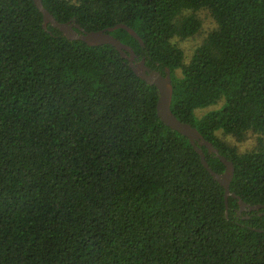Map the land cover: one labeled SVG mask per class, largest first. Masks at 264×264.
<instances>
[{
  "label": "trees",
  "instance_id": "16d2710c",
  "mask_svg": "<svg viewBox=\"0 0 264 264\" xmlns=\"http://www.w3.org/2000/svg\"><path fill=\"white\" fill-rule=\"evenodd\" d=\"M61 22L112 31L171 70V108L264 205V0H43ZM206 11L216 26L189 59ZM160 92L112 44L67 38L34 0H0V264H264V207L241 209ZM203 115L198 109L214 105ZM259 135L257 147L237 141ZM212 169L224 162L202 146Z\"/></svg>",
  "mask_w": 264,
  "mask_h": 264
},
{
  "label": "water",
  "instance_id": "95a60500",
  "mask_svg": "<svg viewBox=\"0 0 264 264\" xmlns=\"http://www.w3.org/2000/svg\"><path fill=\"white\" fill-rule=\"evenodd\" d=\"M37 7L43 13L44 16V27L47 28L48 24H52L54 27L58 28L67 38L69 39H78L86 42L89 45H102V44H112L114 45L121 55L128 59L130 66L134 72L144 79L146 82L156 85L160 95L157 103L158 114L161 119L169 125L171 128L177 130L181 134L187 136L191 143L193 144L196 151L201 156V161L204 166L209 170V172L224 186L225 196L228 206V197L233 195L239 199V204L241 209H259L264 207V205H249L246 203L239 195L232 192L230 185L235 172L234 162L223 154L220 153L219 149L213 145V143L205 138V136L199 131V129L188 122L180 120L175 113L173 112L171 105L174 93V86L172 80V74L170 68H166L165 72L162 73L159 70L152 69L146 65L145 58L137 60V55L134 52L133 48L122 42L120 39L115 37L112 34V31L118 28H124L129 31L134 37L139 39V41L144 44L143 39L140 35L126 23H118L113 26H109L100 30L87 31L79 23L76 22V19H71L67 22L59 21L45 6L43 0H34ZM202 146H206L209 152L214 153L218 156L226 165V169L223 173L215 172L210 166L209 162L206 159V154L202 149Z\"/></svg>",
  "mask_w": 264,
  "mask_h": 264
},
{
  "label": "rangeland",
  "instance_id": "374dc122",
  "mask_svg": "<svg viewBox=\"0 0 264 264\" xmlns=\"http://www.w3.org/2000/svg\"><path fill=\"white\" fill-rule=\"evenodd\" d=\"M200 14H201V17L203 18V22H204L202 31L196 37L190 38V39H187V40H184L181 42V45L185 50L187 59H189L191 57L195 48L201 43V41L210 32V30L216 26L214 19L206 11H203ZM220 105H221V103L218 105H214V106L204 108V109H198L197 114L199 116H201L205 112H207L208 110L217 108ZM227 137L229 139V142L236 143L241 151L253 149V148L257 147L259 144V135L253 131H250L248 133V139L245 141H242V142L237 141L236 138H234L232 136H227Z\"/></svg>",
  "mask_w": 264,
  "mask_h": 264
}]
</instances>
